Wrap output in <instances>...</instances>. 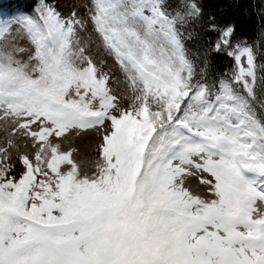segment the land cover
<instances>
[{
    "label": "snow or ice",
    "instance_id": "1",
    "mask_svg": "<svg viewBox=\"0 0 264 264\" xmlns=\"http://www.w3.org/2000/svg\"><path fill=\"white\" fill-rule=\"evenodd\" d=\"M259 41L202 0L0 21V264H264Z\"/></svg>",
    "mask_w": 264,
    "mask_h": 264
},
{
    "label": "trees",
    "instance_id": "2",
    "mask_svg": "<svg viewBox=\"0 0 264 264\" xmlns=\"http://www.w3.org/2000/svg\"><path fill=\"white\" fill-rule=\"evenodd\" d=\"M36 0H0V21L9 19L20 12H30ZM58 3L60 4L59 0ZM206 13H212L223 24L234 23L237 36L249 43L259 44V35L264 32V0H202ZM61 6V5H60ZM61 10H63L61 6ZM204 41L214 40L215 34L204 35ZM264 52V48H261ZM262 61L257 57V64ZM217 70L228 72L233 66L232 58L217 57L213 61ZM257 75L260 73L258 71Z\"/></svg>",
    "mask_w": 264,
    "mask_h": 264
},
{
    "label": "rangeland",
    "instance_id": "3",
    "mask_svg": "<svg viewBox=\"0 0 264 264\" xmlns=\"http://www.w3.org/2000/svg\"><path fill=\"white\" fill-rule=\"evenodd\" d=\"M60 5L62 6L64 11L68 10V7H70L72 4L76 3V0H59ZM26 58V57H25ZM111 61L109 60V66H111ZM94 136L93 134H90L89 137H85L83 139H76L75 144L80 147L81 149V156L84 157L86 156L87 153V148L91 142V137ZM69 143H72V140L70 139Z\"/></svg>",
    "mask_w": 264,
    "mask_h": 264
}]
</instances>
